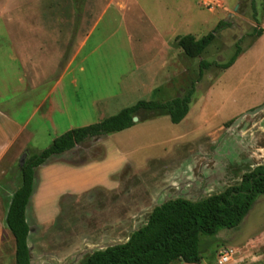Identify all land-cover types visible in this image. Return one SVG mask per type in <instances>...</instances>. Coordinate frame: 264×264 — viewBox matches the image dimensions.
Wrapping results in <instances>:
<instances>
[{
  "label": "rangeland",
  "instance_id": "obj_1",
  "mask_svg": "<svg viewBox=\"0 0 264 264\" xmlns=\"http://www.w3.org/2000/svg\"><path fill=\"white\" fill-rule=\"evenodd\" d=\"M219 23L215 41L200 57L188 58L178 46L177 36L200 39ZM11 42H23L32 55L40 43L45 82L34 98L41 101L51 92L30 121V131L40 124L32 149L14 148L8 155L14 171L25 155L41 152L72 128L100 122L140 100L166 102L195 82L180 123L163 112L150 114L62 156L94 162L111 152L124 165L114 176V190L97 187L62 200L49 233L56 238L48 264H57L56 258L82 264L93 252L127 241L156 206L223 192L264 163V0H0V50L13 53L19 44ZM237 43L242 52L234 65L218 68ZM201 60L212 65L200 76ZM17 63L7 69L12 82L22 72ZM31 109L30 99L29 114ZM44 195L43 205L54 201ZM224 249L233 250L226 264H264V194L239 226L202 235L198 264H221Z\"/></svg>",
  "mask_w": 264,
  "mask_h": 264
},
{
  "label": "trees",
  "instance_id": "obj_2",
  "mask_svg": "<svg viewBox=\"0 0 264 264\" xmlns=\"http://www.w3.org/2000/svg\"><path fill=\"white\" fill-rule=\"evenodd\" d=\"M256 21L259 23L257 18ZM222 26L223 23H219L213 31L200 39L191 34L177 36L176 42L188 58H198L215 41ZM262 32L260 29L258 36ZM241 52L242 47L237 43L236 50L229 60L216 66L223 70L230 68ZM211 65L201 60L200 76L203 75V70ZM194 93L195 82H192L185 94L166 102L140 100L100 122L72 128L56 137L41 152L28 155L20 166L22 183L12 195L6 217L7 225L15 239V263L31 264L28 245L30 228L26 210L35 193L37 168L52 156L69 152L88 139L133 127L137 123L134 117L141 120L143 116L163 112L170 117L172 123L178 124L189 113ZM263 194L264 163L245 173L237 186L223 192L195 201L179 197L156 206L147 223L134 231L127 241L93 252L82 264H173L178 260L198 264L203 258L202 235L215 236L222 229L239 226L257 198Z\"/></svg>",
  "mask_w": 264,
  "mask_h": 264
},
{
  "label": "crops",
  "instance_id": "obj_3",
  "mask_svg": "<svg viewBox=\"0 0 264 264\" xmlns=\"http://www.w3.org/2000/svg\"><path fill=\"white\" fill-rule=\"evenodd\" d=\"M4 34L7 35L5 37L12 36L9 32ZM36 37H40V32ZM15 43L17 42H11L12 45ZM17 44H19L17 50L14 48L13 53L0 50V70L3 74L0 78V264H16L15 239L7 225L6 217L12 195L22 183L21 163L17 171H14L13 161L8 155L14 148L26 151L32 149L31 142L37 136L40 124L30 131V121L40 113L51 96V92H48L41 101L40 98H34L40 93V85L45 82L44 79H40L39 72L40 43L35 55L27 52L23 42ZM67 59L70 62L69 56ZM13 61H18L17 64L20 65L22 72L12 82L11 75L7 76V69L13 66ZM29 70L31 74L28 73ZM13 86L16 88L14 91L19 94L11 93L13 91L10 88ZM30 99L32 112L29 114ZM64 154L52 156L36 170L35 193L26 210L30 228L28 245L31 264H48L47 258L50 257L46 255L50 256L48 253H51L48 247L54 244L56 238L55 235L49 236V233L57 226L56 220L62 210V200L66 202L74 199L78 194L91 192L97 187L114 190L118 186L114 176L119 174L124 165L120 158L115 160L111 152L105 159L94 162L85 159L81 163L65 159L62 157ZM92 170H96L98 175L93 177ZM49 175H54L53 180H46ZM44 193L51 194L54 199L49 205H43L46 199ZM31 221L34 222L33 226ZM34 231L35 241L32 238ZM56 259L57 264H67L64 260Z\"/></svg>",
  "mask_w": 264,
  "mask_h": 264
},
{
  "label": "built area",
  "instance_id": "obj_4",
  "mask_svg": "<svg viewBox=\"0 0 264 264\" xmlns=\"http://www.w3.org/2000/svg\"><path fill=\"white\" fill-rule=\"evenodd\" d=\"M233 255L232 249H224V251L221 253L220 263L226 264L230 261L231 257Z\"/></svg>",
  "mask_w": 264,
  "mask_h": 264
},
{
  "label": "water",
  "instance_id": "obj_5",
  "mask_svg": "<svg viewBox=\"0 0 264 264\" xmlns=\"http://www.w3.org/2000/svg\"><path fill=\"white\" fill-rule=\"evenodd\" d=\"M134 121L137 122V121H138V118H137V117H134ZM26 157H27V155H25V156L21 159V165L25 162Z\"/></svg>",
  "mask_w": 264,
  "mask_h": 264
}]
</instances>
